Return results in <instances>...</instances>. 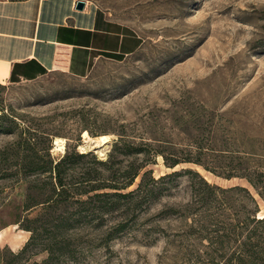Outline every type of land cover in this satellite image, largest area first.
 I'll return each mask as SVG.
<instances>
[{
  "label": "rangeland",
  "instance_id": "374dc122",
  "mask_svg": "<svg viewBox=\"0 0 264 264\" xmlns=\"http://www.w3.org/2000/svg\"><path fill=\"white\" fill-rule=\"evenodd\" d=\"M86 1L139 46L0 86L1 264H264V0Z\"/></svg>",
  "mask_w": 264,
  "mask_h": 264
},
{
  "label": "crops",
  "instance_id": "0c3cea01",
  "mask_svg": "<svg viewBox=\"0 0 264 264\" xmlns=\"http://www.w3.org/2000/svg\"><path fill=\"white\" fill-rule=\"evenodd\" d=\"M78 1L0 0V84L52 72L86 77L97 62L138 48L124 24L90 1L79 10Z\"/></svg>",
  "mask_w": 264,
  "mask_h": 264
},
{
  "label": "trees",
  "instance_id": "16d2710c",
  "mask_svg": "<svg viewBox=\"0 0 264 264\" xmlns=\"http://www.w3.org/2000/svg\"><path fill=\"white\" fill-rule=\"evenodd\" d=\"M2 84H0V86H1ZM177 163L178 162H176V163H173L171 166L172 167H174V166H176L177 165ZM59 166V163L57 164V167ZM56 167V168H57ZM188 172H190V173H194L195 171H193L192 169H189V170H187ZM195 173H197V174H199L198 172H195ZM178 173H174L173 175H177ZM137 175H139V171H137V173H135V177L137 176ZM172 174H169V175H167V177H171V176H173ZM165 176H163L162 178H164ZM203 181H204V183H205V186L207 187L206 189H207V192L209 193V194H212V192L213 191H216L218 188H220V187H218V186H216V185H211L210 183H208L204 178H203ZM57 184H58V188H59V190L57 191H55V192H57L56 194L57 195H59V196H61V195H63V194H65V193H67L68 191L66 190V188H65V184L63 183V180L60 178V174L58 173V181H57ZM34 238V237H33ZM31 241H33L32 240V238H31V240H29V241H27V243L25 244V246L23 247V248H21L22 250H25L26 248H28V245H29V243L31 242ZM51 261V258L49 259V261H46L44 264H48L49 262ZM0 264H1V262H0Z\"/></svg>",
  "mask_w": 264,
  "mask_h": 264
},
{
  "label": "bare ground",
  "instance_id": "6f19581e",
  "mask_svg": "<svg viewBox=\"0 0 264 264\" xmlns=\"http://www.w3.org/2000/svg\"><path fill=\"white\" fill-rule=\"evenodd\" d=\"M87 131L84 132V136H87ZM110 142V137L107 135H103L100 136L98 138V145L100 146H105ZM58 144V149H62L64 146L61 144L60 140L57 141ZM260 217H264V215H260ZM25 238L23 236H20L18 234H14L12 237L8 238L6 236V234H4L3 232H0V241H9L11 246L13 247L12 250L16 251L15 249H17L23 242Z\"/></svg>",
  "mask_w": 264,
  "mask_h": 264
},
{
  "label": "water",
  "instance_id": "95a60500",
  "mask_svg": "<svg viewBox=\"0 0 264 264\" xmlns=\"http://www.w3.org/2000/svg\"><path fill=\"white\" fill-rule=\"evenodd\" d=\"M84 7H85V1H83V0H79V1H78V5H77V8H78L79 10H83Z\"/></svg>",
  "mask_w": 264,
  "mask_h": 264
}]
</instances>
